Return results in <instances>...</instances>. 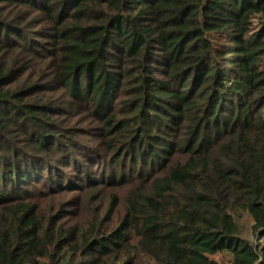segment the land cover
I'll use <instances>...</instances> for the list:
<instances>
[{
	"label": "trees",
	"instance_id": "trees-1",
	"mask_svg": "<svg viewBox=\"0 0 264 264\" xmlns=\"http://www.w3.org/2000/svg\"><path fill=\"white\" fill-rule=\"evenodd\" d=\"M126 186L89 230L35 200ZM244 217L264 240V0H0V264H264Z\"/></svg>",
	"mask_w": 264,
	"mask_h": 264
},
{
	"label": "rangeland",
	"instance_id": "rangeland-1",
	"mask_svg": "<svg viewBox=\"0 0 264 264\" xmlns=\"http://www.w3.org/2000/svg\"><path fill=\"white\" fill-rule=\"evenodd\" d=\"M120 106L121 105H119L118 108H120ZM81 112H83V114L78 115V117L74 121L76 127H79L80 130H85V132H89L88 129L91 127L93 129L98 127L99 129L100 123H97L94 119H92L91 111L84 112L83 110H81ZM98 129H96L94 133L98 132ZM84 139L87 142H92L94 140L90 136H85ZM76 184L77 187L80 188V190H90L89 188H86L85 190L83 185L84 181L81 183L76 182ZM129 189L130 186H126L118 191H111L109 189L102 190V192L98 191V199L95 201H90V199H85L84 197H81V195L77 193L78 189L76 188L70 189L69 191H63L62 193H47L42 195L41 197H36L35 200L40 201L39 208L41 216L43 218H46L47 220H50L52 217H56L60 211H66L65 214L60 216L61 218H63L60 223V227H62L63 230L66 231L75 227L79 229L84 228L89 230L96 217H105L110 206L112 205V196L116 195L120 199H124ZM122 211L123 210L121 207L119 213L121 216L123 215ZM239 223L243 230L242 236L244 239L251 241L254 245L264 246V240L258 241L255 237L251 235L252 221L248 217H244ZM218 259H220L223 264H229V258L226 256H218ZM43 264H50V262L43 261Z\"/></svg>",
	"mask_w": 264,
	"mask_h": 264
}]
</instances>
